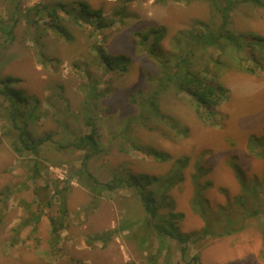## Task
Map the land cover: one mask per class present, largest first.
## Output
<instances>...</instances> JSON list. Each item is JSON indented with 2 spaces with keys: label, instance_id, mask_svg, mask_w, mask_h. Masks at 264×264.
Segmentation results:
<instances>
[{
  "label": "rangeland",
  "instance_id": "1",
  "mask_svg": "<svg viewBox=\"0 0 264 264\" xmlns=\"http://www.w3.org/2000/svg\"><path fill=\"white\" fill-rule=\"evenodd\" d=\"M81 3L101 18L77 21ZM186 69L224 88L213 115L161 87ZM6 76L29 101L0 94V264H264V0H0ZM92 130L103 149L85 168L72 142ZM117 176L157 203L174 178L160 212L192 235L188 257L137 189L92 187Z\"/></svg>",
  "mask_w": 264,
  "mask_h": 264
},
{
  "label": "trees",
  "instance_id": "2",
  "mask_svg": "<svg viewBox=\"0 0 264 264\" xmlns=\"http://www.w3.org/2000/svg\"><path fill=\"white\" fill-rule=\"evenodd\" d=\"M213 3H215V0H212ZM58 7L62 8L66 11V13L71 14V10L67 8L66 4L59 3L56 6L51 7L50 14L54 21H56V28L60 33L63 34L65 31L61 25L58 23V14L57 10ZM231 5L228 3L224 8V23L228 22L229 19V10ZM76 10L78 8L74 7ZM79 12L73 14L75 19L79 21L82 17H88L87 15L95 14L98 19L101 18V13L99 10H91L88 8L86 4H79ZM161 36L156 37V40H159ZM215 40L210 41V43H214ZM103 56H105V53H103ZM114 61L118 60H126L127 58L123 55H119L113 58ZM110 60V62H109ZM112 59L108 58V62L111 63ZM176 80L178 82V89L181 91L187 90L189 91L193 96L195 100V106L197 107V110L199 107H205L208 114L213 115L214 110L213 107L220 103V100L222 99V95H224V88L218 84H212L205 82L201 77L197 76L196 74L190 72L188 69L183 70L182 73H179L178 70L174 71L172 75H166L161 80V87L167 86L169 84V81ZM17 78L6 76L3 80H0V94H2L4 97H6L8 100H10L11 105L14 106V108H17L15 103L17 104V101H25L26 103L29 101V99L21 93L20 90L15 89L12 87V83L14 81H17ZM158 94V90H154L152 96L149 98L150 102L153 106H155V109H158V105L154 102V97ZM38 102V100H36ZM12 114L16 116L17 110L13 111ZM16 120V118H15ZM23 133L28 134L26 130H23ZM96 131L92 130V132L88 134L81 135L77 137L73 142L72 145L75 148L84 149L86 150L85 157L83 160V166L86 168L88 160L95 154H98L102 151L101 144L97 141L95 138ZM27 139V138H26ZM24 147L26 149L35 150V152L38 149V146L44 142V138H38V139H31V142H28L23 139ZM254 144L259 143L258 138L253 139ZM152 152L157 155L160 158H164V155L162 152H159L157 150H152ZM151 152V153H152ZM87 169H84V171ZM141 178H138L136 176H129V177H122L117 176L113 181L102 183L98 180H95L94 186L96 189H105V190H114L119 187H125L130 186L135 189H137L141 200L143 202L144 208L146 212L149 214L150 218L152 219L154 229L158 232L161 236H167L172 237L176 239L182 246H181V254L183 258L188 257V241L192 238L191 234H183L181 233L174 221V217L176 213L169 212L167 214L161 213L160 209L163 207L165 202V194H163L164 191L170 189L172 185H174V178H170L169 184L164 188V191L162 192V200L160 203H157L156 197L152 194L150 190H147V187L144 182L140 181ZM149 181H154V177H149ZM155 192L157 190H154ZM198 200V199H197ZM196 200V203L198 204V201ZM238 201V200H237ZM238 203H240V207L243 209V211H247L246 209V203L244 199H241ZM201 204V202H200ZM199 204V205H200ZM251 210H248V213H250ZM251 213L257 214V210H253ZM181 215V214H179ZM182 216V215H181ZM38 219L35 220L37 222ZM57 227L53 226L52 229V236L57 235ZM208 227L205 228V231L208 232ZM228 233L230 230L227 231ZM193 259H195V262H198V256H194Z\"/></svg>",
  "mask_w": 264,
  "mask_h": 264
}]
</instances>
